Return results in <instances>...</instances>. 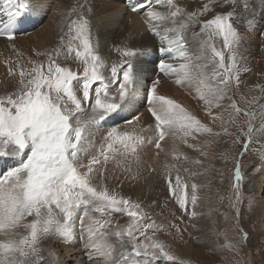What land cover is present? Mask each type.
<instances>
[{"label": "snow or ice", "instance_id": "6c2138e0", "mask_svg": "<svg viewBox=\"0 0 264 264\" xmlns=\"http://www.w3.org/2000/svg\"><path fill=\"white\" fill-rule=\"evenodd\" d=\"M258 2L264 9V0ZM41 3L2 0L0 9L6 17L0 20V37L18 57L15 66L8 67V77L15 83L0 95V158L14 161V166L0 169V264H60L55 248L46 247L52 240L65 247L81 245L88 264H177L178 258L158 237L164 226L140 202L110 189L108 181L119 179L117 170L136 180L144 166L141 153L154 148L155 157L163 153L166 158L161 173L169 196L185 215L196 218L201 185L194 178L207 169L183 168L192 180L189 183L168 158L203 167L202 160L181 152L176 141L207 158L206 147L228 136L233 144L242 145L236 156L221 153L234 167L231 187L236 207L245 176L243 158L253 143L264 161V104L259 103L264 84L249 86V91L258 90L261 96L245 100L248 108L240 107L235 98L245 83L242 74L252 69L242 63V36L233 18L240 4L251 26L254 0H207L195 11L180 0H136L127 10L143 13V24L158 47L138 48L125 41L113 46L118 60L111 64L101 54L99 41L93 39L85 12L92 9L86 0H77L64 13L51 49H33L32 56L25 58L15 47V25L39 10ZM216 7L224 11L201 19ZM154 50L161 54L158 64L152 62L154 73L160 75L148 83L143 78L144 58ZM69 62L76 63V70ZM162 77L194 91L209 123L162 94ZM140 92L153 119L146 126L135 111ZM125 110L134 113L124 118L128 127H111L101 134L97 146L99 128ZM201 137L215 139L201 143ZM168 138L173 140L170 149L165 148ZM146 170L153 173L157 168L148 164ZM117 214L129 218L126 226L112 224L110 218ZM171 227L181 232L178 225ZM238 231L246 242L247 234ZM222 247L238 251L231 243Z\"/></svg>", "mask_w": 264, "mask_h": 264}, {"label": "rangeland", "instance_id": "374dc122", "mask_svg": "<svg viewBox=\"0 0 264 264\" xmlns=\"http://www.w3.org/2000/svg\"><path fill=\"white\" fill-rule=\"evenodd\" d=\"M57 2H60V0H53V2L51 0L50 3L56 4ZM205 2L207 0H204ZM254 2L257 8L259 2L258 0H254ZM238 7L243 11L240 4H238ZM236 16L233 18L234 26L236 24ZM210 17L207 13L201 19ZM248 17L249 14L245 13L242 22L244 25H247L246 18ZM39 26L33 25L31 26V30L37 31L39 29L37 27ZM221 46L222 41H219V47ZM13 57L7 51L0 52V65L1 63L4 64L2 62L3 59L11 62L9 66H15L16 60ZM242 63L244 66L249 67L247 61H242ZM1 66L5 68L3 69ZM1 66L0 95H4L6 90H11V85L14 83L12 78L8 77V67ZM248 73L242 74L241 78L245 83L241 85L239 92L235 96L242 108L249 107L245 103V100H252L253 97L261 96L258 90L249 91L247 79H245ZM262 84H264V80ZM141 96H138L140 99L138 113L140 115L142 110H147L145 95ZM241 96L244 99H241ZM259 103L264 104V98H261ZM184 107L195 114L203 123H209V118L201 102L190 99L185 103ZM256 123L259 125V119ZM232 131H235V129L233 128ZM205 139L215 138L201 137V143ZM190 142L195 143L194 141ZM99 143L100 139L96 142L97 146H99ZM176 143L181 152L186 153L190 158H198L203 161V167H201L200 165H194L183 160L173 162L170 157L168 158L169 163L177 164V167L180 168V175L185 180L189 183L192 182L188 174L183 171V168H189L191 171H203L207 169L204 175L194 178L195 182L201 185L198 193L200 200L195 209L198 213L196 218L190 219L188 215H185L179 209L175 199L169 196L167 184L161 173V166L166 159L163 153L159 158L155 157V152L150 154L149 157L153 156L152 158L158 162L157 166L160 169L158 173L148 175L150 180L138 187L139 193L136 194L137 189L133 191L131 188H128L126 191L116 190L110 181H108V185L110 184L109 188L114 189L122 196L130 197L133 201L140 202L144 210L156 223L164 226L165 231L158 233V237L169 246V249L178 258L177 264H264V208L262 205L264 203V175L261 177V185L263 184V186H260L259 191L255 189L253 184L255 177L261 174L260 170H264V161L260 159L257 152L258 145L253 143L243 158L242 171L245 173V176L242 181L241 198L236 203V207H233L232 201L235 199V196L231 185L234 183V167L232 162H225L223 160L221 153L227 151L231 155L236 156L242 145H235L232 143L231 137L222 136L219 143H213L206 147L208 156L205 158L179 141H176ZM172 145L173 140L168 138L165 148L170 149ZM12 166H14L13 160L10 163V167ZM175 174L174 171L173 176ZM220 197H223V200ZM154 201L155 204H153ZM110 219L114 226H126L129 221L127 216L120 214L114 215ZM172 224L178 225L181 232L177 233L176 229L171 227ZM238 229H243V232L247 234L246 242L242 239V234ZM225 243L235 245L238 251H230L222 247ZM46 247L48 246L46 245ZM68 263L72 264L71 262Z\"/></svg>", "mask_w": 264, "mask_h": 264}, {"label": "bare ground", "instance_id": "6f19581e", "mask_svg": "<svg viewBox=\"0 0 264 264\" xmlns=\"http://www.w3.org/2000/svg\"><path fill=\"white\" fill-rule=\"evenodd\" d=\"M50 2L51 0H42L39 10L33 12L30 16L24 19L23 22L15 25V47L24 54L25 58L32 56L33 49L40 51L49 50L57 43L60 23L64 19V13L74 6L77 0H63V2L60 0V2H57L56 4H51ZM80 2L84 3L85 0H80ZM86 2L92 9L91 13H88L86 11L87 9L85 11L91 21L93 39L94 41H99L101 54L106 58V60H108L109 64L118 60L116 53L113 51V46L120 45L125 41H127L131 46L138 48L146 46L154 48L158 47L156 39L147 32L146 26L143 24V13L141 12L139 15H136L127 10L126 6L135 3L136 0H86ZM180 2L189 11H194L201 8L204 0H180ZM2 6V0H0V9H2ZM223 11V8L216 7L214 11L208 13V15L212 16L216 12ZM236 15L235 26L238 28L242 36L240 53L244 57L243 61H247V65L252 69V71L249 72L248 76L245 78L247 79V85L249 87L257 83L262 84L264 75L258 74H264V37L261 36V33H264V9H262L258 3L257 8L255 9L253 24L251 26L248 24L244 25L242 23L245 12L238 7V4L236 6ZM2 19H6V17H3L2 13H0V20ZM33 25H40L37 27L39 29H36L37 31H32L31 26ZM188 36L189 39H191V32H189ZM217 46L219 47V41ZM2 51H7L11 56L13 55L15 57H13L15 60L18 59L16 53L13 51L12 45L5 38L0 37V52ZM160 57L161 54L154 50L144 58L145 62L143 67L145 72L143 78L148 83L155 78V75H160L158 72L154 73V65L152 63L153 61H156L158 64ZM163 58L168 59L167 56H164ZM39 59L44 58L41 57ZM2 62L4 64L1 63V65L9 67V65H6L5 60L2 59ZM61 63H64V61H61ZM69 65L73 68V70H76L75 62H69ZM1 68L3 67L1 66ZM12 80L13 83H15V79L12 78ZM159 91L162 94L174 99L176 102H179L182 106H185V103L190 99H194L199 102L198 99L195 98L194 91L188 87L176 85L173 80L167 77H162V83ZM143 94V92H140L135 98L137 102L135 111L137 113L140 109V99L138 96ZM132 114L134 113L125 110L109 119L96 132V142L100 139L101 134L105 133L111 127L115 126L122 129L127 128L128 126L125 124L124 118H131ZM141 120L145 126L153 123V119L146 109L141 112ZM154 152V148H147L141 153L144 166L141 169L142 174L136 180L129 179L126 175L117 170L115 175L119 176V179H110V183L115 186L116 190L126 191L128 188H131L133 191L137 189L136 194L139 193L138 187L143 183L149 182L150 178H148V175H154L155 173H158V170L160 169L157 166L158 162L152 158L153 156L149 157L150 154ZM10 163L11 159L0 158V169L7 170L10 168ZM148 164L155 166L157 171L149 173L146 170ZM109 168V175L111 176L113 174L111 171L112 165H110ZM260 173L261 174L255 177L253 183L257 191L260 190V186H263V184L261 185V177L264 175V170H260ZM262 205L264 208V203H262ZM46 245L50 248H55L58 252L60 264H69L68 262H71L72 264H88L87 258L82 251V246L79 244L75 247H65L63 245H57L55 241L52 240L48 241Z\"/></svg>", "mask_w": 264, "mask_h": 264}]
</instances>
